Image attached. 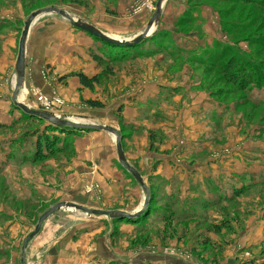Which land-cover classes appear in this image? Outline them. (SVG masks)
Instances as JSON below:
<instances>
[{"label": "rangeland", "instance_id": "374dc122", "mask_svg": "<svg viewBox=\"0 0 264 264\" xmlns=\"http://www.w3.org/2000/svg\"><path fill=\"white\" fill-rule=\"evenodd\" d=\"M156 3L0 0V54L15 36V56H0V264H21L25 238L45 211L65 201L134 214L112 219L58 210L29 242L27 264H54L57 251L66 264L77 255L87 264H264V0H166L138 49L108 45L62 15L40 16L30 34L57 26L54 38L62 40L68 29L99 82L93 90L68 83V74L50 70L27 49L23 98L65 119L115 127L149 194L120 164L115 135L105 130L56 131L67 151L33 160L49 123L14 104L12 85L28 16L55 6L108 34L133 38L146 29ZM100 48L111 56L97 61L92 54H104ZM158 78L161 85L145 92L142 86ZM41 94L50 105L39 101ZM89 99L104 106L92 107ZM90 135L102 144L109 138L112 173L103 185L99 177L91 183L93 173L81 178L94 161L81 157L76 141ZM53 239L58 245L48 253Z\"/></svg>", "mask_w": 264, "mask_h": 264}, {"label": "water", "instance_id": "95a60500", "mask_svg": "<svg viewBox=\"0 0 264 264\" xmlns=\"http://www.w3.org/2000/svg\"><path fill=\"white\" fill-rule=\"evenodd\" d=\"M165 2L166 0H157L156 12L152 16V18L149 20L146 29L144 30V32H142L141 34H138L137 36L133 38H119L111 34H108L100 30L98 27L88 22L83 21L82 19L73 18L68 11L62 8H59V7L51 6V7H45V8L38 9L32 12L24 23L22 34L19 40L18 55H17V60H16V66H15L16 85L14 89L13 102L18 108H20L25 113L35 115L39 119L45 120L48 123L54 126L60 127V128L105 130L111 134H114L120 164L135 177V179L143 186L147 194H149V188L146 184V181L144 180L140 172L128 162V159L126 157V154L124 152L123 145H122L123 136L115 127L108 126L105 124L90 125V124L73 123L58 115H55V114H52L46 111L34 109L26 105L23 101H20L19 97L25 91L26 56H27L28 36H29L32 25L40 16L51 14V13L59 14V15L64 16L68 20H70L71 24L74 27L88 33L89 35L95 38L109 42L114 45L132 46L134 44H137L145 40L148 36H150L149 34L150 30L152 29L154 25H156L160 21L162 17V12H163ZM64 207H73V208L85 210L89 213L96 214L104 218L110 217L112 219H118L124 216L130 217L134 214L131 211H124V210H103V209L89 208L81 204H77L75 202H68V201L55 204L54 206L50 207L47 211H45L42 214L34 230L25 238L23 246H22V250H21V264H27L26 251H27L28 244L40 232L43 222L50 215H52L58 210L63 209Z\"/></svg>", "mask_w": 264, "mask_h": 264}, {"label": "crops", "instance_id": "0c3cea01", "mask_svg": "<svg viewBox=\"0 0 264 264\" xmlns=\"http://www.w3.org/2000/svg\"><path fill=\"white\" fill-rule=\"evenodd\" d=\"M49 27L50 28H48V27L45 28L44 32H43V30L40 32V37L39 36H32V34L29 33L28 40H27V49H28L29 55L30 56H41V59H42V61H45V64L47 63V64L51 65L50 70L54 69V71L56 73H58L60 76L67 75V74L71 73L72 71H75V72L82 71L88 75L96 74L93 71L90 72V70L87 68V66L90 63L89 62L90 59L87 58L88 54L87 55L85 54L87 52H86V49L81 44V40L77 39V41L73 44V41H70L71 38H69V36H68V32H69L68 29H66V30L64 29V31H63L64 34L63 33L61 34L62 40H57L54 38L55 29H62V28H57V26H49ZM155 27H156V25H155ZM154 30H155V28L151 31V34L154 32ZM14 48H15V36H10L9 38L6 39V45L4 46V49L2 50V53L0 54V56H6V57L7 56H15ZM59 56H64V57L68 56L69 58L67 57L68 58L67 60L64 58L59 59ZM80 56H85L86 63L84 65H82V63H80L78 60V58ZM8 59L3 58L2 62L6 61L5 63L3 62L6 65ZM0 67H2V66L0 65ZM75 67H78L79 70L78 69L76 70ZM43 69L42 68L40 69V66L34 67V70L39 71V72H42ZM29 70H30V68L28 67V65H26V72H28ZM15 79L16 78L14 77V80L12 81V85L14 88H15V84H16ZM68 79L69 80H66L68 83H76V84L78 83L77 84L78 87L84 88L80 84V79L78 76H68ZM25 80H26V75H25ZM162 81H164V80H161L158 78L157 80H152V81L148 82L147 84H144L142 87H144L143 89L145 92H148V91L153 92L155 90V87H157L158 85H161L159 82L162 83ZM45 82H46V80H45ZM41 86H43V84ZM85 89H88V88H85ZM24 94H25V91L23 94L20 95L19 100H24V102L26 104L31 106L29 101L26 98H23ZM0 116L5 117L4 114H2V113H0ZM101 123H104V122L102 121ZM95 124H97V123H95ZM107 139L108 140L105 142V144H102L101 142L97 143V142H95V136L93 137L92 135H90V136L86 137V139L76 141V146H75L76 151L78 153H82L81 157L86 158L88 161H90V160L94 161V166L89 167V168L87 167V169L84 171L85 173H81V175H85V176L81 177V178H83L82 180L87 179L89 175L91 176L90 173H93V175L91 176V180H92L91 183L96 182V180H98L97 178L99 177L100 183L103 185V183L106 182V177H109V176L111 177V173H112V171L110 169L111 164H109V161H108L110 158V152H108L106 150L109 148L108 147L109 146V138H107ZM95 171L97 174L96 173L94 174ZM82 180H81V182H79V188H82ZM79 188H77V189H79ZM132 212H134V211H132ZM102 221H105V220H102ZM58 240H54V241H52V244H49V246L47 248L48 253L53 252L55 247L58 244H62V242L65 240V237H63V239L60 241H58ZM84 255L85 254H83V256ZM51 257H53V256L50 255V258ZM109 258H111V257H109ZM54 260H55L54 264H66V263H64L63 259H61V257H59V251H57V256L54 258ZM111 260H112V258H111ZM78 261H79V264L89 263L77 255V257L75 258L74 264H77ZM67 264H70V263L68 262Z\"/></svg>", "mask_w": 264, "mask_h": 264}, {"label": "trees", "instance_id": "16d2710c", "mask_svg": "<svg viewBox=\"0 0 264 264\" xmlns=\"http://www.w3.org/2000/svg\"><path fill=\"white\" fill-rule=\"evenodd\" d=\"M98 39V38H96ZM100 40V39H98ZM103 41V40H101ZM145 40L134 44L132 46H126L124 45L123 47L127 48V49H138L139 45L141 43H143ZM106 44H110L112 46H119V45H114L111 44L109 42L103 41ZM122 46V45H121ZM104 54H92L94 56V58L97 61H101V60H106V56H111L110 52L104 50V48H100L99 51H101ZM68 76H78L80 79V84L82 85V87L84 88H89L91 90H93L95 88L96 83L99 82V77L98 75L94 74V75H88L82 71L79 72H72V74H68L66 77ZM63 77V76H62ZM65 77V76H64ZM87 104L92 106V107H103L104 104L102 102H100L99 100H93V99H89L87 100ZM61 129V130H60ZM65 128H59L57 126H54L52 124H46L45 125V133H44V138L42 137H38L37 140V144H36V149L34 152V157L33 160L34 161H44L46 159L52 158L57 156L58 154H62L65 153L67 151V148L63 145L61 146L60 144V138L56 136V131H61L62 133H65L66 130H64ZM238 264H255L254 261H250V260H246L243 262H239Z\"/></svg>", "mask_w": 264, "mask_h": 264}, {"label": "bare ground", "instance_id": "6f19581e", "mask_svg": "<svg viewBox=\"0 0 264 264\" xmlns=\"http://www.w3.org/2000/svg\"><path fill=\"white\" fill-rule=\"evenodd\" d=\"M70 13V12H69ZM71 14V13H70ZM71 16L73 17V18H75L74 17V15H72L71 14ZM76 19V18H75ZM155 28V25L152 27V29L150 30V33H151V31L153 30ZM149 33V34H150ZM16 85V84H15ZM15 89V88H14ZM59 116V115H58ZM61 117V116H60ZM65 119V118H64ZM66 120H68V121H70V122H73V123H77V124H84V123H79V122H75V121H72V120H69V119H66ZM90 125H95V124H90ZM64 208H71V209H76V210H81V209H77V208H73V207H64ZM63 208V209H64ZM83 211H85V210H83ZM85 212H87V211H85ZM88 214H92V213H89V212H87Z\"/></svg>", "mask_w": 264, "mask_h": 264}, {"label": "built area", "instance_id": "2783aa9c", "mask_svg": "<svg viewBox=\"0 0 264 264\" xmlns=\"http://www.w3.org/2000/svg\"><path fill=\"white\" fill-rule=\"evenodd\" d=\"M39 101L42 103V104H47V105H50V101L51 99H48L47 97L43 96L42 94L39 95L38 97Z\"/></svg>", "mask_w": 264, "mask_h": 264}]
</instances>
